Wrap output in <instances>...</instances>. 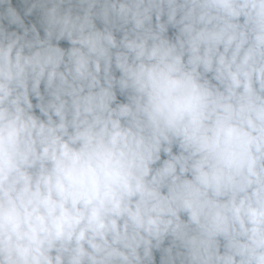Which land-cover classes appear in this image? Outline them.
I'll use <instances>...</instances> for the list:
<instances>
[{
  "label": "clouds",
  "instance_id": "clouds-1",
  "mask_svg": "<svg viewBox=\"0 0 264 264\" xmlns=\"http://www.w3.org/2000/svg\"><path fill=\"white\" fill-rule=\"evenodd\" d=\"M0 264H264V0H0Z\"/></svg>",
  "mask_w": 264,
  "mask_h": 264
}]
</instances>
